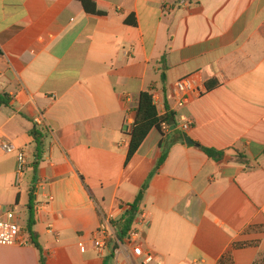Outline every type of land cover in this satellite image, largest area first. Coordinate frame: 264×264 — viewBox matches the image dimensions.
<instances>
[{
  "label": "crops",
  "instance_id": "0c3cea01",
  "mask_svg": "<svg viewBox=\"0 0 264 264\" xmlns=\"http://www.w3.org/2000/svg\"><path fill=\"white\" fill-rule=\"evenodd\" d=\"M92 1L107 13L0 0V208L28 216L31 192L45 264H114L92 245L100 213L119 219L145 186L136 214L150 220L140 231L150 264H264V0ZM186 77L202 93L182 109L183 132L175 84ZM142 92L174 125L152 129L126 161ZM34 128L45 135L35 170ZM3 143L25 153L18 188ZM0 264L39 254L0 246Z\"/></svg>",
  "mask_w": 264,
  "mask_h": 264
},
{
  "label": "built area",
  "instance_id": "2783aa9c",
  "mask_svg": "<svg viewBox=\"0 0 264 264\" xmlns=\"http://www.w3.org/2000/svg\"><path fill=\"white\" fill-rule=\"evenodd\" d=\"M175 89L177 92L176 117L179 128L185 132L190 127V121L182 109L193 95H200L202 90L193 77L177 81ZM42 120V117H37L34 122L40 126L43 124ZM162 128L167 129L168 126L162 124ZM2 149L7 154L16 153L15 187L18 188L25 173V153L8 143H3ZM14 217L15 211L10 209L2 212L0 208V246H23L30 243L24 238ZM117 221L113 213H100L99 223L92 239L93 248L101 255L110 252L114 264H150L154 255L151 251L144 249L140 241L141 229L150 225V220L145 213L140 211L135 214L133 224L126 232L122 231Z\"/></svg>",
  "mask_w": 264,
  "mask_h": 264
},
{
  "label": "trees",
  "instance_id": "16d2710c",
  "mask_svg": "<svg viewBox=\"0 0 264 264\" xmlns=\"http://www.w3.org/2000/svg\"><path fill=\"white\" fill-rule=\"evenodd\" d=\"M84 10L89 13H99L101 15H105L107 13V7L99 4L97 2H94L92 0H78ZM173 121V114H165V115H159L155 105L153 104L152 95L148 92H142L139 94L137 99V106H136V116L135 120L131 129V132L129 133V143H128V150H127V156L126 161H129L148 133L152 129L160 130L162 124H166L168 127L170 126V123ZM30 135L33 139V146H34V152H33V163H32V169H37L39 162L42 160V152L44 149V140L45 135L40 131L36 130L35 128L31 130ZM201 150L204 152V154L214 161H219L222 156L224 155L223 152L214 151L211 149L201 148ZM236 157L238 161L243 162L245 158L243 155L236 153ZM161 159L160 161H162ZM145 190V186L142 187V191L138 194L136 197L135 202L132 205H129L128 208L125 210V212L120 216L118 219V225L122 229V231L126 232L128 231L132 224L135 217L136 212L138 211L139 205L143 198V191ZM33 195L31 192L29 193L28 198V204H27V210H28V218L26 222L25 230L29 235L30 243L34 246V248L37 250L39 254V264H45V257L43 255V250L40 247V245L37 242L36 236L32 231L33 226Z\"/></svg>",
  "mask_w": 264,
  "mask_h": 264
},
{
  "label": "rangeland",
  "instance_id": "374dc122",
  "mask_svg": "<svg viewBox=\"0 0 264 264\" xmlns=\"http://www.w3.org/2000/svg\"><path fill=\"white\" fill-rule=\"evenodd\" d=\"M13 208V207H12ZM10 208H7V207H1V210L2 212H5L7 210H9ZM13 211H15V221H17V223L20 225V226H24L27 222V211L25 209V207H23L22 205L18 206V207H14L12 209Z\"/></svg>",
  "mask_w": 264,
  "mask_h": 264
},
{
  "label": "water",
  "instance_id": "95a60500",
  "mask_svg": "<svg viewBox=\"0 0 264 264\" xmlns=\"http://www.w3.org/2000/svg\"><path fill=\"white\" fill-rule=\"evenodd\" d=\"M170 125H171V126L174 125V122L172 121V122L170 123ZM184 141H185V143L188 144V145H191V144H192V142L190 141V139L187 138V137H184Z\"/></svg>",
  "mask_w": 264,
  "mask_h": 264
}]
</instances>
